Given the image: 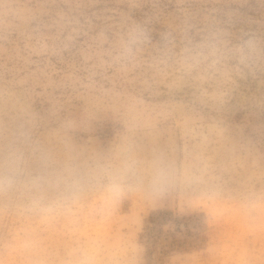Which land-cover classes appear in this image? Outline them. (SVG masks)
<instances>
[{"label": "rangeland", "instance_id": "obj_1", "mask_svg": "<svg viewBox=\"0 0 264 264\" xmlns=\"http://www.w3.org/2000/svg\"><path fill=\"white\" fill-rule=\"evenodd\" d=\"M0 264H264V0H0Z\"/></svg>", "mask_w": 264, "mask_h": 264}]
</instances>
